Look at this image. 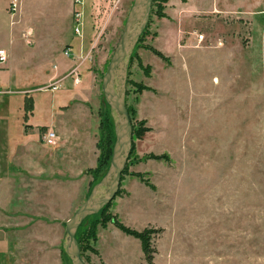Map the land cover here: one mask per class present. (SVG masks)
Masks as SVG:
<instances>
[{"label": "rangeland", "instance_id": "obj_1", "mask_svg": "<svg viewBox=\"0 0 264 264\" xmlns=\"http://www.w3.org/2000/svg\"><path fill=\"white\" fill-rule=\"evenodd\" d=\"M9 1L0 0L6 48ZM22 1L24 23L64 32L74 49L65 57L68 46L59 47L57 63L73 67L52 92L55 63L34 56L24 68L23 51L10 46L29 84L20 92L2 87L10 60L1 65L0 264H72L65 223L109 167L115 138L101 83L133 0H83L81 36L70 0ZM125 102L133 150L106 215L161 230L151 234L153 264H264V0H152ZM102 217L76 231L85 264H147L140 241Z\"/></svg>", "mask_w": 264, "mask_h": 264}, {"label": "water", "instance_id": "obj_2", "mask_svg": "<svg viewBox=\"0 0 264 264\" xmlns=\"http://www.w3.org/2000/svg\"><path fill=\"white\" fill-rule=\"evenodd\" d=\"M151 8L152 0H133L102 77L101 90L113 118L115 141L105 175L65 223L63 249L72 264H85L75 237L78 227L87 217L109 205L120 189L121 176L132 149V123L125 102L128 59L149 22Z\"/></svg>", "mask_w": 264, "mask_h": 264}, {"label": "crops", "instance_id": "obj_3", "mask_svg": "<svg viewBox=\"0 0 264 264\" xmlns=\"http://www.w3.org/2000/svg\"><path fill=\"white\" fill-rule=\"evenodd\" d=\"M16 3L17 8L15 10V12H12L10 9V5L11 3ZM71 6H72V0H70ZM23 5V1L22 0H10L8 2V4L5 7V14L8 17V30H9V47H0V49H4L8 55V59L10 60L8 63V67H7V72L8 74L6 75V81L2 82L3 86L6 89L12 90L13 87L12 85H16L17 87V91L23 92L26 91L25 89H27L26 87L29 84H25L24 86H21L25 77H23L24 75H19L20 73V63L21 61H19V63L17 64V71H14V56H13V51L10 48V46L16 47V48H20V50L23 51L24 53V59L23 61L25 62V65L22 67H31L32 66V61L34 59V56L37 57V60L40 61V59L44 58V59H48L47 61L52 63H55L52 67V69L49 71V73L47 74V83L48 86L50 88V91L52 92H56L58 90H60L61 88V84L63 83V81L65 79H63L62 81H60L59 76H61L63 73H68L69 70L73 67L71 62H65L64 64L62 63H57V57L59 56L60 52L59 47L62 46H68V50H72L74 49L73 47H71V45H66L64 42V32L58 30L57 27L53 26V22H50L49 25L46 24V26L44 27L43 25H39V26H35L32 23H24L23 19H22V11H21V6ZM83 7V0H82V5ZM18 11V13L15 15V13ZM71 12V11H70ZM72 13V12H71ZM70 13V14H71ZM82 13V30L84 27V22H83V12ZM25 42V43H24ZM72 48V49H71ZM32 52V53H31ZM64 55V54H63ZM8 59L6 61V63L4 65L7 64ZM57 63V64H56ZM3 65V66H4ZM3 66H1L0 68H2ZM1 73H3L0 70V78H3L4 75H1ZM23 77V79H21ZM88 79H90V77L88 76ZM67 80V78H66ZM81 82H83V84L85 83V81H87V79L84 78H80ZM81 84V83H80ZM69 87H72L71 83L68 84ZM73 87H75L73 85ZM83 87V86H82ZM82 87L80 88H68L69 91H72V93H74L75 95L77 93L76 90L78 91H82ZM91 88H94V84H93V80H91L90 82L88 81V91L90 92ZM90 89V90H89ZM85 90V89H83ZM14 91V90H12ZM16 91V92H17ZM86 92V91H83ZM73 94V95H74ZM58 102V101H57ZM55 108V106H54ZM54 110V109H52ZM54 113V112H53ZM54 115V114H53ZM58 130L60 131V134L62 135V137L70 135V133L64 129H62L60 127V125H58V123H55ZM55 133V132H54ZM56 134V133H55ZM58 136V135H57Z\"/></svg>", "mask_w": 264, "mask_h": 264}, {"label": "trees", "instance_id": "obj_4", "mask_svg": "<svg viewBox=\"0 0 264 264\" xmlns=\"http://www.w3.org/2000/svg\"><path fill=\"white\" fill-rule=\"evenodd\" d=\"M27 107V106H26ZM31 107L29 106V109ZM128 111V109H127ZM109 113H110V109H109ZM129 113V112H128ZM130 116V115H129ZM110 117H111V114H110ZM111 121H112V127H113V132H114V124H113V119L111 117ZM133 129V128H132ZM103 134V133H101ZM102 136H100V140H101ZM115 138V136H114ZM115 141V139H114ZM98 147L101 143V141H98ZM114 144V143H113ZM101 147V145H100ZM113 148V147H112ZM133 150V134H132V149H131V152ZM112 154V153H111ZM131 154V153H130ZM130 157V156H129ZM103 159L104 157L102 155L99 156L98 160H97V169H101L102 166L104 165L103 164ZM129 160V159H128ZM107 171V170H106ZM106 171L104 172V174L100 177V179L98 181L101 180V178L105 175ZM127 174V167L125 166L124 168V171L122 173V176L123 175H126ZM122 176H121V180H122ZM132 176H135L137 178H140V180L142 182H144L143 178H142V175L140 174H132ZM97 181V182H98ZM96 182V183H97ZM95 183V184H96ZM145 184H147L146 182H144ZM110 205V204H109ZM109 205L105 206L99 213L100 217H102V220H101V223L102 224H106L107 222H110L115 228H117L119 231H121L123 234H125L126 236H130L132 238H135L137 240L140 241L141 243V250H142V254H143V258H144V261L147 263V264H153V259H154V249L151 247V234L153 233H158V232H161V230H151V229H144L143 231H135L133 229H130L128 228L127 226L123 225L119 220H117L115 217H109L106 215V212L109 208ZM88 218V217H87ZM76 237V236H75ZM77 240V239H76ZM78 243V246H79V249H80V252H82V247L81 245L79 244V241H77ZM65 253V252H64Z\"/></svg>", "mask_w": 264, "mask_h": 264}, {"label": "built area", "instance_id": "obj_5", "mask_svg": "<svg viewBox=\"0 0 264 264\" xmlns=\"http://www.w3.org/2000/svg\"><path fill=\"white\" fill-rule=\"evenodd\" d=\"M72 5H73V7H75L72 11L73 23L75 25L74 34L76 36H81L82 26H83L82 13H81L80 9H78L77 7H79V8L81 7L82 0H73ZM16 8H17L16 3L15 2L11 3V5H10L11 11L15 12ZM199 38L202 39V36H199ZM69 55H70L69 50L66 49L64 51V56L69 57ZM7 59H8V55H7L6 51L4 49H0V67H1V65L6 63ZM43 140L48 145H54L56 143V141L58 140V136L53 131H48L43 136Z\"/></svg>", "mask_w": 264, "mask_h": 264}]
</instances>
